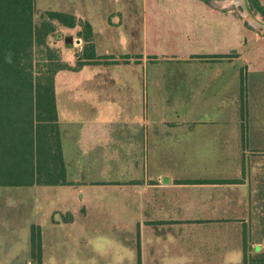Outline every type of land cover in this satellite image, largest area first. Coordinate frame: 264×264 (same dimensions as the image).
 <instances>
[{
    "label": "crops",
    "instance_id": "obj_1",
    "mask_svg": "<svg viewBox=\"0 0 264 264\" xmlns=\"http://www.w3.org/2000/svg\"><path fill=\"white\" fill-rule=\"evenodd\" d=\"M135 1L58 0L111 59L54 77L67 184L24 187L27 218H0V264H35L32 226L41 264H249L264 253V55H245L241 26L220 25L231 18L210 4L229 0H148L154 20ZM136 16L137 32L125 27ZM59 30L82 53L75 30Z\"/></svg>",
    "mask_w": 264,
    "mask_h": 264
},
{
    "label": "trees",
    "instance_id": "obj_2",
    "mask_svg": "<svg viewBox=\"0 0 264 264\" xmlns=\"http://www.w3.org/2000/svg\"><path fill=\"white\" fill-rule=\"evenodd\" d=\"M34 1L0 0V187L67 184L54 77L62 71H77L96 59H104V64L111 59L96 57L91 27L85 20L48 11L35 25ZM254 5L264 15L256 1ZM55 26L75 30L74 36L83 41L82 53L73 55L74 66L62 59L59 44L64 41H57ZM30 259L41 264L37 226L30 228ZM249 264H264V253L249 259Z\"/></svg>",
    "mask_w": 264,
    "mask_h": 264
},
{
    "label": "rangeland",
    "instance_id": "obj_3",
    "mask_svg": "<svg viewBox=\"0 0 264 264\" xmlns=\"http://www.w3.org/2000/svg\"><path fill=\"white\" fill-rule=\"evenodd\" d=\"M148 1V0H147ZM221 1H226V0H221ZM254 1L258 3L260 7L264 9V0H247V7L250 9V11L253 13V17L259 18L261 22L264 23V15H262L255 7ZM160 3V2H159ZM243 0H229L227 1L225 9H221L220 4L216 3H211L210 7H212L213 10L223 12L227 14L226 16L231 19H227L226 23L223 24V22L220 23L221 26H225L228 29L232 26H241L244 29V52L245 55L252 50L258 49L261 52V55H264V28H261L257 24H255L254 20H252L251 17L248 16V12H246V8L242 4ZM162 4V3H161ZM160 4V5H161ZM103 4L104 9H110V7H118L122 6L123 4L121 2H118L117 4ZM131 7L135 8L136 11L138 12V7H139V1H135V3L130 4ZM145 7H147V11L149 12L148 17L149 20L153 18L150 17H155L152 16L151 13V6L152 2L148 1L146 4H144ZM135 6V7H134ZM221 7V8H220ZM150 8V9H149ZM60 9V3L58 0H35L34 1V11H33V23L35 25H38L41 21H43L45 18L43 14H45L48 11L52 12H58ZM142 10H143V3H142ZM194 13V10H192ZM205 15L207 14L205 11L203 12ZM154 14V13H153ZM157 14V13H156ZM189 15V14H188ZM198 17L195 16V19ZM125 22H129L125 27H133L135 28L136 32L140 28V17L136 16L134 19H129L125 20ZM143 12H142V29H143ZM257 25V27L255 26ZM203 27H208V22L207 20L204 22ZM212 27V26H211ZM55 29L57 30V33L59 38L57 41H64L65 32L59 30L58 26H55ZM116 37V36H115ZM56 43V42H55ZM64 42L59 44L60 48L63 51V56L62 59L65 61L66 59L70 58L71 55H76L74 51L72 52L70 49L71 48H64ZM64 48V49H63ZM66 62V61H65ZM32 191L29 188H24V187H16V188H9V189H0V218L3 217H9V218H20V219H26L27 218V212H26V204L28 202H32L34 200V196H32ZM10 194H19L20 197H15V198H10L7 195ZM6 195V196H5ZM15 203L14 206H10V204ZM36 202V200H35ZM8 205V207L6 206ZM30 216V215H29ZM38 220H41V216H37ZM31 218V217H30ZM4 244L0 243V246L3 247ZM9 244H5L4 246H8ZM74 242L67 240L66 242L61 243V248H63L64 251L63 253H67L71 255L73 253L74 249Z\"/></svg>",
    "mask_w": 264,
    "mask_h": 264
},
{
    "label": "water",
    "instance_id": "obj_4",
    "mask_svg": "<svg viewBox=\"0 0 264 264\" xmlns=\"http://www.w3.org/2000/svg\"><path fill=\"white\" fill-rule=\"evenodd\" d=\"M242 4L246 8V12H248V16L247 17H251L252 19L256 18V17H253V13L247 7V0H243ZM258 22L260 23L258 26H260L261 28H264V23L261 22L260 20ZM255 26L257 27V25H255ZM64 46H65V48H71L72 47V37L71 36H65V38H64Z\"/></svg>",
    "mask_w": 264,
    "mask_h": 264
},
{
    "label": "bare ground",
    "instance_id": "obj_5",
    "mask_svg": "<svg viewBox=\"0 0 264 264\" xmlns=\"http://www.w3.org/2000/svg\"><path fill=\"white\" fill-rule=\"evenodd\" d=\"M252 20H254L255 24H257V25L260 24V23L258 22V21H259V18H254V19H252Z\"/></svg>",
    "mask_w": 264,
    "mask_h": 264
}]
</instances>
